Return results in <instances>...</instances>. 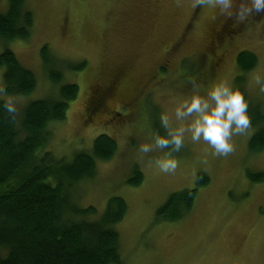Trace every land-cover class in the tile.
Segmentation results:
<instances>
[{
	"label": "rangeland",
	"instance_id": "obj_1",
	"mask_svg": "<svg viewBox=\"0 0 264 264\" xmlns=\"http://www.w3.org/2000/svg\"><path fill=\"white\" fill-rule=\"evenodd\" d=\"M25 1L35 18L30 36L0 40V52L14 50L37 77L30 93L11 95L18 106L19 136L24 135L20 123L25 106L59 96L51 68L62 71L61 83L78 84L66 119L49 123L52 133L39 152L71 159L91 149L101 133L117 140L115 154L97 159L95 175L81 181L75 197L79 206L97 208L86 219L100 217L112 196L126 200V215L115 225L123 264H264V178L247 175L248 170L264 172V149L249 146L260 125L251 123L245 133L234 135L227 155L215 154L207 142H193L186 134L183 148L173 154L178 167L168 173L154 163L164 150L149 155L138 151L140 142L160 128V115H172L190 93L193 78L204 90L213 81L238 84L244 74L241 84L249 102L261 104L264 113V92L256 83L257 75L264 76V14L238 23L219 14L215 0L202 7L196 0ZM8 2L0 0L2 11ZM46 43L49 64L41 55ZM242 50L258 56L247 72L237 64ZM84 60L83 68L71 66ZM3 71L0 67V83ZM117 72L124 76L107 102L114 114L88 119L92 90L109 84ZM135 166L144 175L139 184L129 182ZM199 172L210 180L198 188L192 209L181 219L161 218L158 208L172 192L196 187Z\"/></svg>",
	"mask_w": 264,
	"mask_h": 264
},
{
	"label": "trees",
	"instance_id": "obj_2",
	"mask_svg": "<svg viewBox=\"0 0 264 264\" xmlns=\"http://www.w3.org/2000/svg\"><path fill=\"white\" fill-rule=\"evenodd\" d=\"M25 3V0H9L7 10L0 9V40L30 36L35 18ZM41 55L49 64L51 53L47 43L43 44ZM257 63L258 56L251 50H242L237 55L242 72L250 71ZM85 65L86 60L71 66ZM0 67L10 95H25L37 86L34 71L11 48L0 52ZM49 76L53 83L60 84L59 96L35 99L25 106L20 123L23 136H19L17 114L13 119L0 112V264H123L120 233L115 225L126 215V200L112 196L100 217L86 219L87 215L96 214L97 208L79 206L75 197L81 181L95 175L97 159L108 160L115 154L117 140L101 133L95 137L91 149L79 151L71 159L56 158L50 150L39 152L52 133L49 123L66 119L70 103L79 92L77 83H61L60 69L51 68ZM115 76L116 86L124 75L117 72L112 78ZM243 79L244 74L238 76L237 85L248 100L241 84ZM95 88L87 103L88 119L96 113L113 115L107 102L114 93L100 105L92 99ZM249 110L251 123L260 125L249 146L252 151H261L264 113L261 104L249 102ZM247 175L252 180L264 178V172L248 170ZM143 178V172L135 166L129 182L139 184ZM209 180L205 172H199L196 187L172 192L157 214L167 220L183 218L192 209L198 188Z\"/></svg>",
	"mask_w": 264,
	"mask_h": 264
},
{
	"label": "clouds",
	"instance_id": "obj_3",
	"mask_svg": "<svg viewBox=\"0 0 264 264\" xmlns=\"http://www.w3.org/2000/svg\"><path fill=\"white\" fill-rule=\"evenodd\" d=\"M206 3L207 0H196L197 7ZM215 7L220 15L238 23L247 21L253 14H264V0H215ZM190 83V93L175 105L173 114L162 113L160 128L138 147L144 155L164 150L154 163L165 173L178 167L173 154L183 148L186 134L193 142H207L215 154L227 155L233 151L232 137L245 133L251 126L249 102L237 84L213 81L202 90L196 79ZM256 83L264 92V76L257 75ZM0 112L13 119L18 113L17 102L9 94L6 83H0Z\"/></svg>",
	"mask_w": 264,
	"mask_h": 264
},
{
	"label": "flooded vegetation",
	"instance_id": "obj_4",
	"mask_svg": "<svg viewBox=\"0 0 264 264\" xmlns=\"http://www.w3.org/2000/svg\"><path fill=\"white\" fill-rule=\"evenodd\" d=\"M227 29V26L223 28V30ZM228 30V29H227ZM116 76L111 78L110 83L103 86H98L97 89L95 88V95L92 96L93 100L99 102L100 105L106 103L107 100L110 98L112 93L115 92V83H116ZM97 90V91H96Z\"/></svg>",
	"mask_w": 264,
	"mask_h": 264
}]
</instances>
